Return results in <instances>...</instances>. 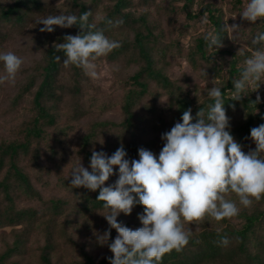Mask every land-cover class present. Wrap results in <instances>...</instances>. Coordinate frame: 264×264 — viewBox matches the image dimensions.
Here are the masks:
<instances>
[{
  "label": "trees",
  "instance_id": "1",
  "mask_svg": "<svg viewBox=\"0 0 264 264\" xmlns=\"http://www.w3.org/2000/svg\"><path fill=\"white\" fill-rule=\"evenodd\" d=\"M245 4L0 0V52L24 59L15 81L0 83V264H110L113 254L97 240L109 229L103 202L96 199L99 190L72 188V169L80 163L91 170L93 150L111 156L121 144L129 160L139 159L140 148L158 158L162 134L182 122L188 109L195 123L196 113L214 103L207 95L213 86L224 94L234 140L245 153L255 149L250 130L264 123V80L242 100H231L232 81L257 47L251 41L264 32V19L252 24L241 18ZM84 11L92 12L93 31L121 43L94 61L96 80L78 67L65 68L63 53L53 47L66 35L79 34L78 26L42 33L43 25L35 23L49 14ZM109 20L123 23L113 26ZM226 23L240 28L221 30ZM208 31L219 32L223 47L207 48ZM257 95L261 99L254 106ZM117 178L112 175L105 186ZM226 198L237 203L239 214L190 224L188 245L164 254L160 264H264V197L247 208L234 193ZM143 211L137 204L117 221L135 230ZM117 235L111 229L109 243ZM225 235L226 247L219 243Z\"/></svg>",
  "mask_w": 264,
  "mask_h": 264
},
{
  "label": "clouds",
  "instance_id": "2",
  "mask_svg": "<svg viewBox=\"0 0 264 264\" xmlns=\"http://www.w3.org/2000/svg\"><path fill=\"white\" fill-rule=\"evenodd\" d=\"M239 15L252 24L264 19V0H246ZM91 16V11L79 16L49 14L35 23L43 25L39 29L42 33H52L57 26L65 29L78 26L79 34L66 35L63 43H55L53 47L57 53H63L65 68L78 67L96 80L99 73L94 61L120 48L121 43L110 39L103 30L93 31ZM122 23L118 20L113 25V21H108L113 26ZM239 28L237 24L226 23L221 30L234 32ZM203 38L210 51L223 47L219 32L208 31ZM251 43L257 47L243 61L239 78L232 81L231 100H242L249 89L258 90L264 80V32L257 33ZM54 58L61 62L60 55ZM0 62L4 65L0 83L14 82L24 59L7 51L0 52ZM207 95L214 103L206 111L202 108L196 113L195 123L188 109L182 114V122H176L170 131L162 134L164 146L158 158L152 151L140 148L139 159L129 160L121 144L111 156L93 150L91 170L80 163L72 169V188L99 190L96 199L103 202L106 210L103 216L109 229L97 234V240L113 254L110 264H160L164 254L182 251L188 245L192 235L190 224L198 226L209 217L222 221L239 214L237 203L227 199L226 194L234 193L245 208L264 197V123L250 130L255 149L245 153L228 130L230 117L224 108L221 88L213 86ZM260 99L257 95L252 104L255 106ZM114 174L118 176L115 183L105 186ZM137 204L144 209L138 217L142 227L133 230L119 223L117 217L121 213L130 215ZM111 229L118 235L109 243ZM219 243L226 247L230 241L225 235Z\"/></svg>",
  "mask_w": 264,
  "mask_h": 264
},
{
  "label": "rangeland",
  "instance_id": "3",
  "mask_svg": "<svg viewBox=\"0 0 264 264\" xmlns=\"http://www.w3.org/2000/svg\"><path fill=\"white\" fill-rule=\"evenodd\" d=\"M141 227H142V224H141Z\"/></svg>",
  "mask_w": 264,
  "mask_h": 264
}]
</instances>
